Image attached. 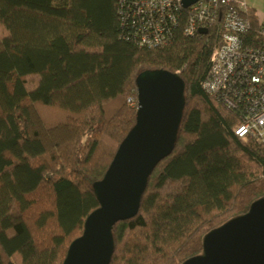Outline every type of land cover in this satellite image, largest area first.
<instances>
[{"label": "trees", "instance_id": "obj_1", "mask_svg": "<svg viewBox=\"0 0 264 264\" xmlns=\"http://www.w3.org/2000/svg\"><path fill=\"white\" fill-rule=\"evenodd\" d=\"M118 1L0 0V264L63 263L135 123L146 69L179 71L185 105L138 212L113 225L109 264H181L264 196V144L238 137L237 114L204 87L214 29L186 36L179 24L169 43L140 47Z\"/></svg>", "mask_w": 264, "mask_h": 264}, {"label": "water", "instance_id": "obj_2", "mask_svg": "<svg viewBox=\"0 0 264 264\" xmlns=\"http://www.w3.org/2000/svg\"><path fill=\"white\" fill-rule=\"evenodd\" d=\"M198 0H181L183 8ZM206 28L198 33L206 34ZM136 119L120 142L103 177L93 183L98 207L82 233L68 245L62 264H109L113 225L136 215L147 179L175 145L185 97L177 73L146 69L135 78ZM181 264H264V196L249 209L207 232L202 252Z\"/></svg>", "mask_w": 264, "mask_h": 264}, {"label": "built area", "instance_id": "obj_3", "mask_svg": "<svg viewBox=\"0 0 264 264\" xmlns=\"http://www.w3.org/2000/svg\"><path fill=\"white\" fill-rule=\"evenodd\" d=\"M120 23L140 47H156L172 40L176 27L193 36L199 28H213L217 42L210 54L204 87L239 118L234 133L264 144V13L245 0H198L183 8L181 0H119ZM255 10L257 27L250 35L246 17ZM179 71L175 72L178 74ZM128 103L134 100L129 98Z\"/></svg>", "mask_w": 264, "mask_h": 264}, {"label": "rangeland", "instance_id": "obj_4", "mask_svg": "<svg viewBox=\"0 0 264 264\" xmlns=\"http://www.w3.org/2000/svg\"><path fill=\"white\" fill-rule=\"evenodd\" d=\"M245 1L260 14L264 13V0H245Z\"/></svg>", "mask_w": 264, "mask_h": 264}]
</instances>
